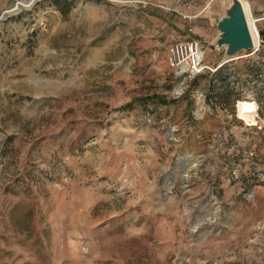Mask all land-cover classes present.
<instances>
[{
  "label": "rangeland",
  "instance_id": "374dc122",
  "mask_svg": "<svg viewBox=\"0 0 264 264\" xmlns=\"http://www.w3.org/2000/svg\"><path fill=\"white\" fill-rule=\"evenodd\" d=\"M227 3L0 0V264H264V226L251 241L231 214L264 185V15L246 8L256 46L221 64ZM187 37L205 67L180 76L165 49ZM219 67L260 130L211 92ZM207 199L219 246L180 215Z\"/></svg>",
  "mask_w": 264,
  "mask_h": 264
},
{
  "label": "crops",
  "instance_id": "0c3cea01",
  "mask_svg": "<svg viewBox=\"0 0 264 264\" xmlns=\"http://www.w3.org/2000/svg\"><path fill=\"white\" fill-rule=\"evenodd\" d=\"M240 1L243 4V8L246 11V14H247L246 8H248V9H251L253 12L257 13L258 15H264V0H240ZM182 17L186 19V18H190L193 16L191 14H186V15H182ZM263 21H258V22H263ZM216 37H217V30L215 27L213 36L207 41L208 44L210 45V43L213 40H215ZM254 116H255V122L257 125L254 124L252 126L256 125L262 128V126L259 125L260 122H259V119L256 113H254ZM252 126H247V127H249L252 130L253 129L251 128ZM259 151L261 152L262 159H264V147H260ZM225 191H227L225 192L226 194H230L233 192L231 190L229 191L228 189H225ZM248 201L249 202H247V200L239 199L238 206H241V207L239 208V210H234V212H231V214L233 215L235 219L233 226H235L236 228H239L240 226H242L243 229H246V230L248 229L250 231L254 230L253 233L254 234L256 233V234L253 239L251 238V241H255V240L261 241L262 240L261 233L263 231L262 228L264 226V214L260 213L259 209L264 203V185L255 187L254 197L252 200H248ZM249 205H250V208H248ZM213 206L214 205L212 204V202L207 199V200H204V202L201 201L199 205L195 204L193 207L194 211L192 208L191 209L187 208L186 211L180 212L181 213L180 215L184 216L186 219H189L192 217H195L196 219H203L204 217L206 218L210 217L211 220L208 223L211 224L210 226L211 232H209L208 236L210 235L212 236L213 246L214 245L219 246L221 243L220 241L221 236H220V231H219V224L214 219L215 215H213V210H214ZM245 210H248V211H245ZM250 231L249 233L251 234ZM252 236L254 235L252 234Z\"/></svg>",
  "mask_w": 264,
  "mask_h": 264
},
{
  "label": "water",
  "instance_id": "95a60500",
  "mask_svg": "<svg viewBox=\"0 0 264 264\" xmlns=\"http://www.w3.org/2000/svg\"><path fill=\"white\" fill-rule=\"evenodd\" d=\"M223 10L216 23L217 37L210 43L217 50L225 48L221 64L231 61L240 52H249L255 48L242 2L228 0Z\"/></svg>",
  "mask_w": 264,
  "mask_h": 264
},
{
  "label": "built area",
  "instance_id": "2783aa9c",
  "mask_svg": "<svg viewBox=\"0 0 264 264\" xmlns=\"http://www.w3.org/2000/svg\"><path fill=\"white\" fill-rule=\"evenodd\" d=\"M191 32V29H189ZM165 58L168 67L176 75H197L204 69V51L203 47L195 39L189 37L183 40L171 41L165 49ZM260 130L261 127H258ZM253 175L262 176L264 169L254 165ZM247 194V193H246Z\"/></svg>",
  "mask_w": 264,
  "mask_h": 264
},
{
  "label": "trees",
  "instance_id": "16d2710c",
  "mask_svg": "<svg viewBox=\"0 0 264 264\" xmlns=\"http://www.w3.org/2000/svg\"><path fill=\"white\" fill-rule=\"evenodd\" d=\"M260 37L262 39V41L264 42V33L260 32ZM216 74H214V82L215 83H219V86H221V89H223L219 94H217L215 87L211 86V92L214 93L216 95V97L219 99V101H222L224 104L226 105H229V106H233L235 102H237V100H239L238 98L236 99H231L230 101V98H231V93L229 92V79L226 75V73L224 72L223 68L222 67H219V69H217L215 71ZM184 97L186 96H181L180 98H178L177 100L179 99H183ZM148 101V100H147ZM151 102H158L160 104H163V105H167V104H170L169 102H167L164 98L162 97H156V96H153L150 98ZM176 101V100H174Z\"/></svg>",
  "mask_w": 264,
  "mask_h": 264
},
{
  "label": "clouds",
  "instance_id": "9594fccd",
  "mask_svg": "<svg viewBox=\"0 0 264 264\" xmlns=\"http://www.w3.org/2000/svg\"><path fill=\"white\" fill-rule=\"evenodd\" d=\"M250 105H255L254 109L249 108ZM237 118L242 119L245 123H249L248 116H252V122H255L254 110L259 106L251 94H248L245 100L237 101Z\"/></svg>",
  "mask_w": 264,
  "mask_h": 264
},
{
  "label": "bare ground",
  "instance_id": "6f19581e",
  "mask_svg": "<svg viewBox=\"0 0 264 264\" xmlns=\"http://www.w3.org/2000/svg\"><path fill=\"white\" fill-rule=\"evenodd\" d=\"M243 5V4H242ZM243 10H244V8H243ZM245 11V10H244ZM245 16L247 17V14H246V11H245ZM246 22H247V25L249 26V30H250V32L252 33V41H254V45H255V43H256V41H255V36H254V27L251 25V21L250 20H248V18L246 19ZM256 46V45H255ZM254 46V47H255ZM236 104H237V102H236ZM237 108V107H236ZM256 111V109L254 110V112ZM248 120H249V123H245L247 126H252V125H254V124H256V122H252V116L251 115H249L248 117ZM240 120H242V119H240ZM244 121V120H243ZM245 122V121H244Z\"/></svg>",
  "mask_w": 264,
  "mask_h": 264
},
{
  "label": "snow or ice",
  "instance_id": "6c2138e0",
  "mask_svg": "<svg viewBox=\"0 0 264 264\" xmlns=\"http://www.w3.org/2000/svg\"><path fill=\"white\" fill-rule=\"evenodd\" d=\"M254 107H255V105H250V106H249V108H252V109H254Z\"/></svg>",
  "mask_w": 264,
  "mask_h": 264
}]
</instances>
